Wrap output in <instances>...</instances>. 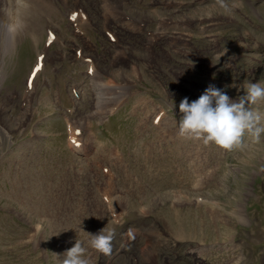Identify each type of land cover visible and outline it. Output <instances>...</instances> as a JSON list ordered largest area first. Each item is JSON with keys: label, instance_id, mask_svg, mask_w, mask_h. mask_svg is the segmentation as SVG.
Segmentation results:
<instances>
[{"label": "rangeland", "instance_id": "374dc122", "mask_svg": "<svg viewBox=\"0 0 264 264\" xmlns=\"http://www.w3.org/2000/svg\"><path fill=\"white\" fill-rule=\"evenodd\" d=\"M55 1L0 59V264H60L77 239L90 264H264V135L178 134L182 99L264 82V0H121L109 20L81 0L90 22ZM104 227L109 255L88 245Z\"/></svg>", "mask_w": 264, "mask_h": 264}, {"label": "clouds", "instance_id": "9594fccd", "mask_svg": "<svg viewBox=\"0 0 264 264\" xmlns=\"http://www.w3.org/2000/svg\"><path fill=\"white\" fill-rule=\"evenodd\" d=\"M28 2L14 0L16 15L9 31H16L21 26L20 12L28 8ZM217 3L230 10L225 0H217ZM241 90L243 94L233 100L225 91L210 84L197 100L190 103L187 98L182 99L179 104V136L215 144L226 151L243 149L246 138L259 142L264 135V82H247ZM89 236L91 249L104 255L111 253L114 229L104 227L96 234L89 233ZM86 251L84 244L77 239L62 254L64 258L60 264H90Z\"/></svg>", "mask_w": 264, "mask_h": 264}, {"label": "bare ground", "instance_id": "6f19581e", "mask_svg": "<svg viewBox=\"0 0 264 264\" xmlns=\"http://www.w3.org/2000/svg\"><path fill=\"white\" fill-rule=\"evenodd\" d=\"M52 1L54 3H52ZM60 1L66 6L68 16L70 17L72 21L90 22V17L84 11L85 8H83L82 6L83 2L81 0H74L73 5L70 4L69 0H60ZM95 1L96 3H100V5H102L106 20H109L110 15H113L114 17H117L119 19L126 16L125 14L126 12L124 13L123 9L121 10V7H120L121 0H95ZM60 9H61V6L58 3H56L55 0H29L28 8L25 10H21L20 12V19L22 21L21 26L16 31H9V27L14 22L15 15H16V8H15L14 0H0V38L3 40L2 41L3 50L0 54V59H2V63L4 62V55L7 53V51H11L16 48V44L18 43L20 36H22L23 34L25 35V33L27 32L37 34V29L40 26L42 27V29L46 31V27L42 23L43 18L47 19V21L50 22L52 20V12L55 10H60ZM4 14H6L7 16H10V18L9 19L4 18ZM68 21L70 20L68 19ZM74 22L72 23L73 26L74 27L78 26V24ZM48 32L50 36H56L58 34V32L52 27L48 29ZM79 54H81V56L83 55L82 53L77 51L76 56L78 57ZM41 60L42 59H40V64H41ZM1 69H2V66H1ZM92 70L94 72V68ZM4 77H5V73H2L0 75V89L4 81ZM35 79H36V75L31 76V78L29 79V83H28L29 89H32L34 87ZM75 135L71 137L70 143L76 148L81 147V143L77 141L78 139L77 137H75Z\"/></svg>", "mask_w": 264, "mask_h": 264}]
</instances>
